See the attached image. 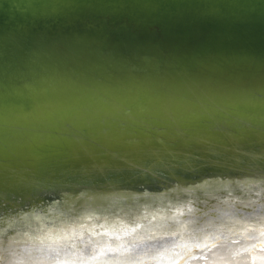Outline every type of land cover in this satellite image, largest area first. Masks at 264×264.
Listing matches in <instances>:
<instances>
[{"label":"water","instance_id":"1","mask_svg":"<svg viewBox=\"0 0 264 264\" xmlns=\"http://www.w3.org/2000/svg\"><path fill=\"white\" fill-rule=\"evenodd\" d=\"M0 264H264V0H0Z\"/></svg>","mask_w":264,"mask_h":264}]
</instances>
